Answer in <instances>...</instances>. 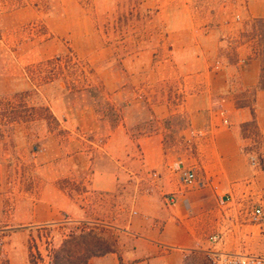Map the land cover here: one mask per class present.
<instances>
[{
    "label": "crops",
    "instance_id": "0c3cea01",
    "mask_svg": "<svg viewBox=\"0 0 264 264\" xmlns=\"http://www.w3.org/2000/svg\"><path fill=\"white\" fill-rule=\"evenodd\" d=\"M247 4L250 18H264V0ZM126 62L142 67L141 57L123 61L129 70ZM261 74L257 54L240 46L235 62L189 72L183 100L129 102L105 133L94 105L63 118L49 106L59 130L37 160L22 123L9 137L0 124V243L54 225L105 222L119 234L117 252L88 264H202L214 248L264 254V222L253 221L264 198V150L250 152L241 139L254 108L264 146V91L253 93ZM186 169L204 186L185 187ZM172 195L177 203L168 206Z\"/></svg>",
    "mask_w": 264,
    "mask_h": 264
},
{
    "label": "rangeland",
    "instance_id": "374dc122",
    "mask_svg": "<svg viewBox=\"0 0 264 264\" xmlns=\"http://www.w3.org/2000/svg\"><path fill=\"white\" fill-rule=\"evenodd\" d=\"M126 2L121 39L118 31L104 34L97 19L114 16L119 0H0V124L9 137L14 120L24 121L32 160L45 152L49 132L59 130L57 118L54 122L46 111L49 106L63 118L94 105L100 133L109 132L125 104L183 100L189 72L235 62L240 46L257 55L264 47L251 27L256 19L248 14L247 0ZM132 9L137 11L134 18ZM137 57L142 67L126 62L127 70L123 61ZM140 68L145 71L138 73ZM96 88L102 89L106 102L92 97ZM133 113L140 117L138 111ZM247 138L256 143L248 144ZM241 139L250 152L264 150L254 125L243 129ZM10 141L7 150L13 146ZM262 200L259 207L264 211ZM81 231L117 247L119 234L105 222L54 225L29 237L19 235L6 242L7 247L0 243V264H52L54 251L70 233ZM200 262L210 264L207 255Z\"/></svg>",
    "mask_w": 264,
    "mask_h": 264
},
{
    "label": "trees",
    "instance_id": "16d2710c",
    "mask_svg": "<svg viewBox=\"0 0 264 264\" xmlns=\"http://www.w3.org/2000/svg\"><path fill=\"white\" fill-rule=\"evenodd\" d=\"M125 7H127L126 0H119L118 10L114 16L109 17L108 15H102L97 17V19L99 20V26L104 31V34L109 35L110 31L113 30L120 33L121 39L124 37L122 34L124 18L126 16ZM130 12L131 16L134 18V13L137 11L132 9ZM137 18H139L138 15ZM251 27L255 32L258 33L256 37L264 46V18L254 20L251 24ZM257 56L262 63V74L259 84L253 89V93L264 91V47H262V49L258 52ZM91 93L94 99L96 98L97 100H99V102H106L101 88H96L91 91ZM21 95L22 94H20L19 96ZM106 104L110 106L109 102ZM243 106L247 105L243 104ZM22 108L27 107L24 106ZM46 111L50 114L49 118H51L55 122L56 119L50 113L48 108H46ZM252 113L254 116V120L249 125L256 123V113L254 108H252ZM14 121L18 123L24 122L21 119H15ZM116 252L117 247L115 243L110 244L104 239L93 235L92 232L86 233L85 231H81L80 233H70L68 238L62 242L60 248L54 251L52 264H88L89 261L93 258L102 257L106 254Z\"/></svg>",
    "mask_w": 264,
    "mask_h": 264
},
{
    "label": "built area",
    "instance_id": "2783aa9c",
    "mask_svg": "<svg viewBox=\"0 0 264 264\" xmlns=\"http://www.w3.org/2000/svg\"><path fill=\"white\" fill-rule=\"evenodd\" d=\"M251 162L253 165L256 164L254 158L251 159ZM179 164L181 163L179 162ZM177 170L180 171L178 166ZM152 176L155 180L159 178L157 173H153ZM182 182L185 187L192 189L204 186V184L197 179L195 172L191 169L182 171ZM164 202L168 206L175 205L177 203V197L175 195L166 196ZM253 221L257 223H262L264 221V211L262 207L257 208L253 213ZM218 240L217 237H213L214 242L217 243ZM207 256L210 264H264V254H232L221 252L214 248L208 252Z\"/></svg>",
    "mask_w": 264,
    "mask_h": 264
}]
</instances>
